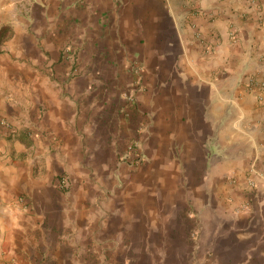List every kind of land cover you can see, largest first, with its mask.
<instances>
[{"label": "crops", "instance_id": "0c3cea01", "mask_svg": "<svg viewBox=\"0 0 264 264\" xmlns=\"http://www.w3.org/2000/svg\"><path fill=\"white\" fill-rule=\"evenodd\" d=\"M54 1L62 5L57 13H65L74 26L86 21L85 31L114 22L118 44L126 31L121 22L135 26L131 62L140 65L139 83L131 71L132 84L124 87L127 75L120 73L121 90L116 99L107 93L106 104L119 114L126 92L141 88L131 110L132 117L149 115V163L140 170L158 180L150 216L156 227L165 228L155 232L168 236L181 215L198 232L191 237L203 252L201 264H264V0ZM78 1L92 5L78 10L71 6ZM22 15L24 26L15 22ZM43 20L45 8L35 10L30 0H0V45L12 58L0 57V119L13 125H0V264H49L48 257L68 254L74 240L60 235L64 212L60 220L50 217L58 215L54 206L62 193L37 175V164L46 167L44 178L54 172L36 149L41 134L54 139L70 131L76 90L83 100L93 81L71 79L62 100L43 76L13 60L41 52L27 30ZM98 32L94 41L85 33L72 39L77 47L86 42L84 48L92 49L105 41ZM30 112L40 119L39 130L31 126ZM116 125L123 136L129 130Z\"/></svg>", "mask_w": 264, "mask_h": 264}, {"label": "rangeland", "instance_id": "374dc122", "mask_svg": "<svg viewBox=\"0 0 264 264\" xmlns=\"http://www.w3.org/2000/svg\"><path fill=\"white\" fill-rule=\"evenodd\" d=\"M123 1L118 0V2ZM174 1L178 3L177 0ZM24 3L25 1L18 3V8L22 12ZM30 3L34 4L35 10L45 8L46 20H43L39 26H30L27 30L31 39L38 43L41 52L38 54L37 50H31V57L13 60L26 64L34 75L43 76L50 89L62 100H66L68 95L63 87L71 79L77 78L76 82H79L88 76L93 81L92 95L88 94L83 100L81 98L84 94L78 93L77 90L80 89L76 90L77 113L70 124V131L54 139H47L44 133L41 134V143L36 149L43 161L41 163L52 162L49 171L54 172L53 177L44 178L46 167L40 170L37 164L35 168L37 175L44 179L45 183L51 180L49 185L53 190L62 193L56 199L60 205L54 206L58 215L56 218L55 215L50 217L52 220H60L61 213L64 212L60 222V235L66 238L70 234V238H74L70 241L71 251L68 254L66 252L64 256L48 257L47 262L49 264H59V261L60 264H198L200 261L201 264V261H204L203 252L197 250L191 237V234L194 238L198 237V232L192 229L191 222L186 220V217L179 215L176 218L173 225L179 227L170 228L168 236L155 232L157 228L162 232L165 228L164 225L156 227L155 220L150 216L153 208H150L149 203L154 202L152 188L158 180L150 177L152 174L150 175L147 170H140L149 163L145 153L150 147L146 124L149 115L145 112L132 117L131 110L136 94L141 88L135 86L126 92L123 98L124 106L119 114L116 113L117 107L110 105L107 108L106 94L114 96L116 91L121 90L118 88L120 73L127 75L124 87L127 88L132 84L131 79H128L131 78V71L135 76L136 84L139 83L140 65L131 62L132 56L136 55L133 53L135 44L132 36L135 26L121 22L120 30L126 31L123 35L124 43L118 44L114 38L117 35L113 33L114 22L105 20L103 26L95 27L89 32V30L85 31L88 29L86 21L84 26L77 27L71 23L65 13L58 14L57 11L62 5L57 7L53 0H30ZM90 5L92 4L84 1L71 4L78 10ZM15 22L24 26L23 15L16 18ZM100 30L102 36H99V39L104 38L105 41L100 40L97 42L100 44L96 47L85 49L86 42L81 47L74 44L76 40L72 38L76 33H85L94 41L97 38L95 36L101 34L98 32ZM54 38L58 39L59 43L54 45ZM122 47L125 48V55L122 53ZM7 54L4 46L0 45V57L6 61L12 60ZM37 54L41 58L39 63L36 61ZM68 75L70 79L67 78ZM60 88L63 91H60ZM112 98L116 99V96ZM1 119L6 120L9 128H12L13 125L7 119L3 117ZM29 119L32 122L31 126L39 130L36 126L40 119L38 118L37 121L36 113L30 112ZM117 121L129 129L124 131V136L120 133V129L117 133ZM0 125L6 127L1 123ZM43 138H46V142ZM107 140L109 143L105 144ZM133 188L140 194H130ZM210 198L209 196L207 200ZM154 232L157 234V240ZM164 254L165 261L159 257Z\"/></svg>", "mask_w": 264, "mask_h": 264}, {"label": "built area", "instance_id": "2783aa9c", "mask_svg": "<svg viewBox=\"0 0 264 264\" xmlns=\"http://www.w3.org/2000/svg\"><path fill=\"white\" fill-rule=\"evenodd\" d=\"M0 121H1L0 123H1L2 125H4V126H6V127L9 128V123H8L6 120L1 119Z\"/></svg>", "mask_w": 264, "mask_h": 264}, {"label": "trees", "instance_id": "16d2710c", "mask_svg": "<svg viewBox=\"0 0 264 264\" xmlns=\"http://www.w3.org/2000/svg\"><path fill=\"white\" fill-rule=\"evenodd\" d=\"M2 33H3V32H2ZM3 35H4V34H2V37H3ZM0 41H1V39H0Z\"/></svg>", "mask_w": 264, "mask_h": 264}]
</instances>
